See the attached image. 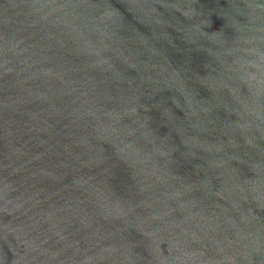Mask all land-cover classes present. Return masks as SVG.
Here are the masks:
<instances>
[{
	"label": "water",
	"instance_id": "95a60500",
	"mask_svg": "<svg viewBox=\"0 0 264 264\" xmlns=\"http://www.w3.org/2000/svg\"><path fill=\"white\" fill-rule=\"evenodd\" d=\"M0 264H264V0H0Z\"/></svg>",
	"mask_w": 264,
	"mask_h": 264
}]
</instances>
